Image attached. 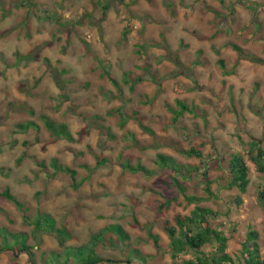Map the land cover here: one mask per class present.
I'll use <instances>...</instances> for the list:
<instances>
[{
    "label": "rangeland",
    "instance_id": "374dc122",
    "mask_svg": "<svg viewBox=\"0 0 264 264\" xmlns=\"http://www.w3.org/2000/svg\"><path fill=\"white\" fill-rule=\"evenodd\" d=\"M148 41L157 45L143 57L137 49ZM235 45L263 62L240 57ZM176 56L180 65L172 61ZM180 66L184 72L170 75ZM125 72L140 77L133 90L122 81ZM176 99L193 112L173 120ZM135 111L150 134L131 118ZM122 112L128 118L123 125ZM42 116L65 125L71 138L54 136ZM28 121L35 126L17 127ZM250 139L264 151V0H0V192L9 189L27 207L21 211L0 195V228L26 233L32 245L29 220L41 210L65 222L75 237L70 242L81 244L119 224L129 234L127 244L102 238L94 247L99 257L117 264H184L195 254L173 259L163 222L177 230L174 217L194 204L182 200L169 172L158 167L156 154L165 153L196 167L184 182L186 193L215 213L210 225L227 237L225 252L233 261L223 264H240L249 230L258 232L264 259V208L257 200L264 173L248 157ZM200 143V158L186 155ZM232 153L249 166L244 193L229 187ZM101 157L106 162L98 164ZM53 158L77 170L76 188L66 172L49 175ZM126 161L152 174L125 169ZM204 172L212 197L204 190ZM172 197L157 214L158 204ZM56 249V240L43 235L34 252ZM214 250L211 243L201 251ZM0 264L30 261L26 253L12 260L0 251Z\"/></svg>",
    "mask_w": 264,
    "mask_h": 264
},
{
    "label": "trees",
    "instance_id": "16d2710c",
    "mask_svg": "<svg viewBox=\"0 0 264 264\" xmlns=\"http://www.w3.org/2000/svg\"><path fill=\"white\" fill-rule=\"evenodd\" d=\"M29 1V0H28ZM105 7V5H103ZM128 33V28H125L123 35ZM157 45L153 41H148L141 43L137 51L141 53L144 57V51L150 47ZM235 50L239 53L240 57H245L252 62L262 63L263 60L253 56L245 55L239 46H234ZM174 63L179 64L177 56L172 59ZM222 64V60H219ZM184 67L180 66L178 72H174L170 75L176 76L179 72H184ZM103 74L111 80L116 89L121 92L119 83L114 80L108 72L103 70ZM167 78V77H166ZM158 86H161L163 77L159 78ZM122 81L128 85L129 90H133L135 84L140 81V77L130 78L129 73L125 72L122 77ZM22 86V85H20ZM176 109H172L173 120H176L184 112H193V108L187 105L184 101L176 99ZM196 108V107H194ZM116 111L121 112L118 108ZM121 123L122 125L127 121V116L121 113ZM131 118H134L139 128L147 133H151V129L144 124V117L138 116L137 112L131 114ZM44 125L46 128L57 137L63 136L65 138H71L69 131L63 124H56L52 120L45 116H42ZM30 126H35L33 121H28L25 124H17V127L22 129H27ZM86 130V129H85ZM88 129L86 130V132ZM203 143L198 145H191L185 150L187 156L201 157V147ZM248 157L253 162L255 169L258 172L264 173V151L260 148L259 142L256 139H250L248 145ZM156 163L161 170H167L172 182V185L177 189L178 195L182 197L187 204H194V207L190 210L188 214H177L174 217L175 223L177 225V230L175 226L169 224L168 220H164L163 228L170 237L169 242V252L173 259H176L181 253L191 251L194 253V257L190 259H184V264H223L225 262L232 263V258L225 252L227 237L217 228H213L210 225V219L214 216V212L208 208L198 205L201 198L194 195L186 193L185 181L191 177V173L195 172L196 167L191 164L181 163L177 161L173 156L165 153L156 154ZM106 162L105 158H99V163ZM41 166L44 164L41 161ZM52 168V173L50 176L55 175L58 171H63L69 174L73 180V187H77L76 175L77 170L69 166L62 165L57 161L56 158L50 160L49 164ZM125 169L131 171H140L145 175L152 174V171L146 169L144 166L131 165L128 161L122 165ZM228 171L230 173V183L229 187L235 186L239 192L244 193L246 191L247 185L249 183V166L246 159L239 153H232L228 161ZM202 178L204 180V190L207 197H212V191L210 190V180L206 179V172L202 173ZM0 195L5 199L11 201L19 210L25 211L27 207L22 201H20L14 194L10 192L9 189H5L0 192ZM258 203L264 208V183L257 191ZM175 200L174 197L166 198L164 201L158 204L157 214H163L169 207L171 202ZM235 200L239 203L241 202L240 197H236ZM133 201V200H132ZM135 201V200H134ZM26 220H29V216L26 214L23 216ZM29 223L32 225L31 237L34 240L31 245L28 242V237L24 232H11L7 228H0V251L7 252L12 260L19 257L21 253H26L28 255L30 264H36V258L40 259L42 264H104V262L117 264L118 260L115 259H103L99 257L95 252V245L100 241V239H108L112 246L119 244H125L129 240V234L121 227L119 224H110L101 228L98 232L92 233L90 239L86 243L75 244L71 243L75 237L69 230L67 224L63 221L57 222L55 216L46 211L38 210L36 214L30 218ZM43 235H48L56 240L58 249L49 250L48 252L38 253L36 256L34 252V247L40 242V238ZM148 235L152 239L154 246L160 249L158 244V237L156 234L151 232V227H148ZM112 236H115L112 237ZM215 243V250L209 253H202V248L205 246ZM127 244V243H126ZM125 244V245H126ZM121 245V246H122ZM241 257L238 261L240 264H264V259L260 258V248L258 243V232L255 230H249L246 233L244 242L241 245L240 250ZM181 264V263H173Z\"/></svg>",
    "mask_w": 264,
    "mask_h": 264
}]
</instances>
